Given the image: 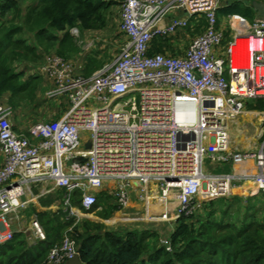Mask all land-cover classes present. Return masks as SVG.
<instances>
[{
  "label": "built area",
  "instance_id": "built-area-1",
  "mask_svg": "<svg viewBox=\"0 0 264 264\" xmlns=\"http://www.w3.org/2000/svg\"><path fill=\"white\" fill-rule=\"evenodd\" d=\"M223 1L123 0L119 30L126 40L111 63L85 76L73 60L44 55L40 73L52 85L45 98L68 105L57 119L16 131L12 109L0 103V245L23 232L9 215L57 190L61 203L50 208L74 220L100 209L105 188L118 209L135 200L167 221L191 217L218 198L264 194L263 128L258 143L231 147L237 118L257 113L245 101H264V17L249 23L227 15L228 39L217 21ZM196 25L199 32L182 52H148L153 40L172 41ZM207 159L229 170L205 171ZM74 192L80 208L72 205ZM30 229L45 239L35 216ZM76 253L65 234L46 262L61 264Z\"/></svg>",
  "mask_w": 264,
  "mask_h": 264
},
{
  "label": "trees",
  "instance_id": "trees-1",
  "mask_svg": "<svg viewBox=\"0 0 264 264\" xmlns=\"http://www.w3.org/2000/svg\"><path fill=\"white\" fill-rule=\"evenodd\" d=\"M251 1L224 0L217 10V18L240 14L251 19L256 15ZM20 2L0 0V103L6 101L13 110L32 102L41 88L39 74L25 76V70L36 67L31 60L38 58L39 47H42L41 58L53 53L73 60L79 48L74 45L69 30L104 27L108 8L117 0H33L24 7V17ZM12 13L18 20L22 17L20 23L6 20ZM198 22L203 27L206 24L204 18ZM199 25L193 28L196 32H199ZM49 49L53 52H47ZM173 49L171 38L155 39L148 52L175 54ZM85 59L83 73L89 76L102 61L91 54ZM255 103L256 106L247 104V107L264 108L263 100ZM67 106L64 103L63 110ZM14 129L19 131L15 125ZM62 193L57 190L39 196L38 203L41 207L60 205ZM262 196L264 194L259 193L257 197L245 199L236 195L218 198L205 203L195 215L179 218L168 235L170 250L158 243L155 232L128 230L124 234L115 233L99 222L84 220L78 224L74 218L66 219L67 215L60 207L56 211L39 210L30 203L28 213L36 214L45 231V239L28 245L25 233L17 232L12 240L0 245V264H47L50 249L59 244L65 234L75 240L83 264H264V221L257 219L256 210ZM78 197V192H74L71 202L80 208ZM106 197L110 198V195L102 191L98 201ZM243 201L247 204L245 207ZM108 207H105L104 217L118 209L115 204ZM217 212L220 213L218 217Z\"/></svg>",
  "mask_w": 264,
  "mask_h": 264
},
{
  "label": "rangeland",
  "instance_id": "rangeland-1",
  "mask_svg": "<svg viewBox=\"0 0 264 264\" xmlns=\"http://www.w3.org/2000/svg\"><path fill=\"white\" fill-rule=\"evenodd\" d=\"M20 1H21L20 4L23 7L22 8L23 11L21 12V14L24 17L25 15V13H23L25 9L24 7L26 6V4L31 3L33 0H20ZM122 1L123 0H117V3L112 4L108 8L107 16H106L107 23L104 27L98 29H89V30L86 29L80 30L79 28H76L77 29L76 30L75 28H71L69 30L74 45H76L79 48V51L76 54H74L72 58L76 62V64L78 63L82 64L80 63V61L84 59L83 63L85 65L86 63L85 57L90 54L95 55L96 58L102 61L101 65L98 68L94 69L97 70L101 68L103 65L111 63L113 59L117 56L124 41V37L119 30L120 9H121ZM221 4L223 5L224 1ZM252 19L253 18L248 19L249 23L252 22ZM6 20L9 23L12 21L17 24L21 22L22 17L20 18V20H18L17 16H15L12 13L6 17ZM217 21L219 26L224 27L225 34L228 37V39H230L231 34L227 29V22L225 17L218 16ZM195 23L197 24V21H195ZM196 33H198V30L196 32L195 29H191V27H187L185 29L178 31L176 35L173 37L172 40L173 42L171 43L172 47H176L177 50L179 51L182 50L196 35ZM31 42H33V39ZM225 43L226 41L224 40V42L220 46V50L224 49L223 45ZM41 48L42 47H39L40 53L42 52ZM47 52H53V49H49ZM40 53L37 59L31 60L34 66H36L37 63L40 62L41 59ZM220 55L224 56V54L222 53ZM81 70H83V68ZM26 75L28 74H25V76ZM40 80H41L40 83L41 88L36 92L33 101L28 104L22 105L21 106L22 108H19L17 110L12 109L13 118L11 119V122L21 132H26L28 127L34 122L49 121L55 119L56 114L57 113L59 114L63 110L64 103L62 102L55 103L52 100H47L44 98L45 92L50 88V85L48 82H46L48 80L46 76H40ZM1 103L6 106L8 105L6 101H2ZM247 104L256 106L257 104L255 103V101L248 99L245 101V106L247 111H254L257 113H246V114L244 113L240 115L237 118V120L234 122V124L231 127L232 148L237 147L244 149L250 147L258 143L259 140L261 139L259 137L261 133V128H263V132H264V122H262L264 116L262 112H264V108L261 110L253 107L249 108L247 107ZM252 116H255L254 119L248 118ZM258 118L260 119L258 120ZM83 136H89V132L83 133ZM204 170L213 173H221L228 171L229 168L228 167L226 168L224 165L212 163L209 159H207L205 160L204 163ZM103 192H105L107 195H110V198L109 197L101 198L100 201H98V207L100 209H96L93 212H90V214L83 213L84 215L81 216L78 220H76L75 218V223L81 224V222H83L84 220H88L89 222H99L104 225L106 230H111L115 233H120V234H124V232L128 230L129 231L144 230L148 232H155L157 238L159 239L158 241L159 244L160 243L164 244L163 242L166 241L165 239H168V235L176 227V223L178 222L177 220L167 221V220H158L156 218H152L149 215L150 212H146L143 205L135 200H131V202L126 208L117 209L111 215L104 217L106 214L104 212L106 209L105 207L107 206V208H109L108 207L109 205L114 204V200L108 188H105ZM257 196H259V194L252 197H257ZM246 205H247L246 202L243 201L242 206L245 207ZM50 206L41 207L40 204L38 203L36 208L39 210H43V209L52 210V211L57 210L50 208ZM29 208L30 207L28 204L27 207H25V209L18 212L16 215H9V221L11 222L13 229L21 228L23 230L26 236V240L28 241V245L33 242L37 243L38 241V238L34 236L32 230L30 229L31 219L34 216L35 217L37 216L33 212L29 214L28 213ZM231 210H229L228 213H230ZM256 210L258 215L257 219H259L260 222L264 221L263 196L261 197V202H258ZM200 213L203 214V211ZM219 214L220 213L217 212L215 215L218 217ZM154 238H156V236H154Z\"/></svg>",
  "mask_w": 264,
  "mask_h": 264
},
{
  "label": "crops",
  "instance_id": "crops-1",
  "mask_svg": "<svg viewBox=\"0 0 264 264\" xmlns=\"http://www.w3.org/2000/svg\"><path fill=\"white\" fill-rule=\"evenodd\" d=\"M258 1H260V0H258ZM262 2V1H261ZM173 41H171V43H172ZM173 51H174V53L176 52V53H180V52H182V50H177V48L176 47H174V49H173ZM45 55V54H44ZM44 55H43V57L41 58V60H40V62L39 63H37V65H36V67H34L35 69H29V70H25V74H32V73H37V74H39L40 76H43L41 73H40V67H41V65H42V63H43V60H44ZM84 59L82 60V61H80V63H82V64H76V62H75V64H76V68H77V71L79 72V73H82V74H84L83 72L85 71V70H81L82 68H84ZM79 68H81V69H79ZM94 72V71H93ZM46 82H48L49 83V85H50V88H51V83H50V81L49 80H47ZM45 98V97H44ZM46 99V98H45ZM48 100V99H47ZM53 102H58V101H53ZM60 102H62V101H60ZM59 103V102H58ZM63 103V102H62ZM7 106H9V105H7ZM10 108H11V106H9ZM12 109V108H11ZM13 111V110H12ZM13 118V114H12V116H11V119ZM225 167L227 168V166L225 165ZM38 200L36 199V200H34L33 201V204L35 205V206H37L38 205V202H37Z\"/></svg>",
  "mask_w": 264,
  "mask_h": 264
},
{
  "label": "water",
  "instance_id": "water-1",
  "mask_svg": "<svg viewBox=\"0 0 264 264\" xmlns=\"http://www.w3.org/2000/svg\"><path fill=\"white\" fill-rule=\"evenodd\" d=\"M251 5L253 6L254 10L256 11V14L259 16L264 17V2L258 1V0H252ZM85 147H89V143L85 144ZM83 159V158H80ZM79 248L77 247V250ZM65 264H83L80 260L79 253H76L73 257L66 260Z\"/></svg>",
  "mask_w": 264,
  "mask_h": 264
},
{
  "label": "bare ground",
  "instance_id": "bare-ground-1",
  "mask_svg": "<svg viewBox=\"0 0 264 264\" xmlns=\"http://www.w3.org/2000/svg\"><path fill=\"white\" fill-rule=\"evenodd\" d=\"M245 114H246V113H245ZM254 117H255V116H252V117H248V118L254 119ZM259 119H260V118H258V120H259ZM255 122H257V121H255Z\"/></svg>",
  "mask_w": 264,
  "mask_h": 264
}]
</instances>
